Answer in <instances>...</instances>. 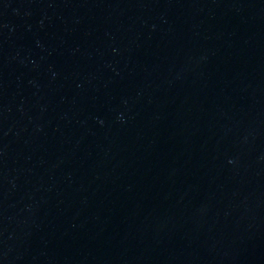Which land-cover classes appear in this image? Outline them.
Masks as SVG:
<instances>
[{"label":"water","instance_id":"95a60500","mask_svg":"<svg viewBox=\"0 0 264 264\" xmlns=\"http://www.w3.org/2000/svg\"><path fill=\"white\" fill-rule=\"evenodd\" d=\"M0 264H264V0H0Z\"/></svg>","mask_w":264,"mask_h":264}]
</instances>
